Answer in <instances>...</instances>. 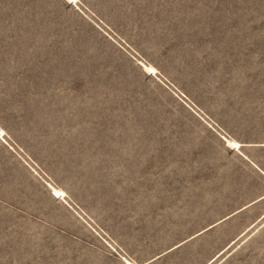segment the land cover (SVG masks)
Instances as JSON below:
<instances>
[{"label":"rangeland","instance_id":"374dc122","mask_svg":"<svg viewBox=\"0 0 264 264\" xmlns=\"http://www.w3.org/2000/svg\"><path fill=\"white\" fill-rule=\"evenodd\" d=\"M250 155L264 0H0V264L148 261Z\"/></svg>","mask_w":264,"mask_h":264},{"label":"crops","instance_id":"0c3cea01","mask_svg":"<svg viewBox=\"0 0 264 264\" xmlns=\"http://www.w3.org/2000/svg\"><path fill=\"white\" fill-rule=\"evenodd\" d=\"M248 159L256 170L248 183L232 198L202 201V226L140 264H264V169Z\"/></svg>","mask_w":264,"mask_h":264},{"label":"built area","instance_id":"2783aa9c","mask_svg":"<svg viewBox=\"0 0 264 264\" xmlns=\"http://www.w3.org/2000/svg\"><path fill=\"white\" fill-rule=\"evenodd\" d=\"M233 148H235V147H233Z\"/></svg>","mask_w":264,"mask_h":264}]
</instances>
